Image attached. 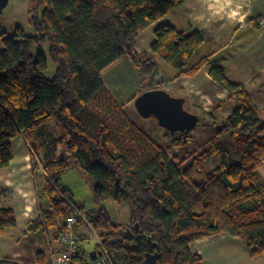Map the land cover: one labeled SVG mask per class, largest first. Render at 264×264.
<instances>
[{"label":"trees","instance_id":"1","mask_svg":"<svg viewBox=\"0 0 264 264\" xmlns=\"http://www.w3.org/2000/svg\"><path fill=\"white\" fill-rule=\"evenodd\" d=\"M32 1L42 8L40 17H31L35 34L27 35L18 25L0 49V168L13 158L12 138L23 136L32 168L45 177L39 197L49 200V208L29 221L26 231L56 227L59 235L64 217L79 214L77 223L96 232L95 250L108 264H139L145 252L155 251L161 254L160 264H202L189 243L218 233L239 237L251 256H264V184L256 175L264 160V108L248 99L244 86L231 82L223 66L209 68L212 79L229 97L236 96L239 105L221 119L214 116L219 105L203 111L201 125L217 131L205 150L189 164L187 157L181 159L180 167L167 151L193 138L194 127L174 133L164 129L163 148L127 116L102 80V71L122 56L143 73L155 72L156 62L137 52V37L186 0ZM153 36L150 52L178 69V75H194L206 64L204 57L188 65L203 42L200 32L186 34L161 24ZM44 42L56 65L52 78L44 75L46 55L32 53L34 45ZM50 122L59 132L51 144L36 135ZM222 133L236 143L238 159L218 138ZM57 145L62 147L60 157L54 156ZM216 154L219 162L209 169ZM71 166L89 176L95 201L128 205L133 239L124 237L126 228L111 222L104 207L85 213L67 195L60 179ZM14 225L12 209L1 207L0 234ZM87 239L82 235V241ZM76 258L79 251L68 264ZM82 262L90 264L86 258ZM0 264L49 262L39 252L35 261L3 258Z\"/></svg>","mask_w":264,"mask_h":264},{"label":"crops","instance_id":"2","mask_svg":"<svg viewBox=\"0 0 264 264\" xmlns=\"http://www.w3.org/2000/svg\"><path fill=\"white\" fill-rule=\"evenodd\" d=\"M263 13L264 0H186L178 5L140 32L137 37L136 50L139 52L145 49L144 52L156 62L158 68L161 66L164 70H170V73L155 84L137 86L136 92L133 91L134 95L148 89L164 88L173 96L184 97V105L188 103L192 111L198 104L207 112L219 105L214 116L225 118L238 107L239 100L236 96L229 97L228 91L209 75L210 67L221 65L224 67L226 77L231 82L242 84L248 99L262 110L264 29L257 25L256 18ZM161 24H171L186 34L195 31L202 34L203 42L188 64L192 65L206 57V64L197 73L178 75V69L174 67L175 70L168 69L170 67L161 61L163 59L150 52L148 46L154 38L153 30ZM147 31H150V34L141 37ZM107 68L102 71V77ZM104 85L111 92V86L109 87L105 81ZM135 97L119 103L125 110V105H134ZM124 101L128 102L123 104ZM261 115L264 120V114ZM151 119L153 117L145 120ZM135 123L142 124V121ZM23 139L21 135L12 138L13 158L6 167L0 168V208L12 209L15 218V225L6 227L0 234V259L35 261L37 253L42 252L49 262L61 248L57 228L26 231V224L36 220L41 211L49 208V200L46 196L39 197L40 190L45 187V177L41 170L32 168L31 150L27 149V142ZM39 157L43 158L41 152ZM256 175L264 184V160L256 169ZM84 226L82 222L76 223L74 230L87 238L91 234L97 236L95 231L85 229ZM84 242L79 245L80 253L85 247ZM189 247L192 252L200 255L202 264H264L263 255L251 256L250 249L243 239L227 233L198 238L191 241ZM88 263L92 264L93 261L88 260Z\"/></svg>","mask_w":264,"mask_h":264},{"label":"rangeland","instance_id":"3","mask_svg":"<svg viewBox=\"0 0 264 264\" xmlns=\"http://www.w3.org/2000/svg\"><path fill=\"white\" fill-rule=\"evenodd\" d=\"M41 13L42 8L37 6L36 1L8 0L7 5L4 7L2 12H0L1 29L2 32H4V35L0 37V49L3 48V39L11 34L13 28L18 25L23 28L24 32L27 35H34L35 30L31 23V17L34 15L40 17ZM148 34H150V31L144 32L141 37H144ZM38 51H42L47 57V68L44 71V75L47 78H52L55 73L56 65L49 56L47 42H44L41 45H34L32 53L36 54ZM144 51L146 50L141 49V51L137 52L144 55L145 58H150V56L146 54L147 52ZM161 61L165 65H169L167 66L170 67L168 69L175 70L173 66L168 64L166 61ZM169 73L170 70H164L161 66L155 69V72L152 73L153 75L151 73H143L132 63L131 60H129L127 56H122L104 71L102 80L103 82L105 81V83L109 87L111 86L110 90L114 98L118 100V102H122L125 99L131 100L133 96H137L140 94L139 93L137 95H134L133 93L137 86L145 87L151 84H155L156 82H159L161 80L160 78H163V76L168 75ZM136 90L134 92H136ZM126 102L128 101H124L123 104H126ZM184 108L190 112L196 113L199 118L202 115L204 116L203 111L205 110L202 109V106L200 104H198L193 111L192 109H190L188 103L184 105ZM125 111L127 112V116L134 122L142 121L145 132L149 136H153L154 139H156L163 148H166L167 143L161 137L164 129L157 124L154 118L151 120H145L146 118H143L139 115L134 105H125ZM209 118L210 117L205 114L206 122H211L209 121ZM215 131H217L216 127L208 126L206 128V126L201 125V122H198L194 127V130L192 131L194 137L188 139L185 145L167 151V154L180 167H183V165H181L179 161L187 157L188 159L186 164H189L193 155H196L197 153L205 150L209 146L208 140L212 137L213 134H215ZM58 134L59 132L55 127L54 122H50L47 126L36 133L39 139H43L45 143L49 144H51V142L58 137ZM218 138L228 148L233 158L238 159L241 156V152L239 151L236 143L228 133H222ZM32 142L34 145H37L36 139H33ZM26 147L28 150H30L28 144H26ZM53 150H55L54 155H57L58 157L63 155L62 147L60 145L55 146ZM219 159L220 158L217 154L214 155L208 164V168L211 169L213 166L217 165ZM60 184L62 188L67 189V195L71 197L77 205L83 207L82 209L85 213L91 211L92 209L104 207L111 222L119 223L121 226L129 228L131 220L129 218L128 205L126 203L118 204L109 199H104L101 202L95 201L91 180L89 176L82 170L78 169L77 167L71 166L66 172L61 175ZM95 240H97V236L94 237V235L92 234L88 237L87 240H85V247L80 253V258H76L73 264H83L82 260L84 258L90 260V252L95 249ZM156 264L160 263L157 262Z\"/></svg>","mask_w":264,"mask_h":264},{"label":"water","instance_id":"4","mask_svg":"<svg viewBox=\"0 0 264 264\" xmlns=\"http://www.w3.org/2000/svg\"><path fill=\"white\" fill-rule=\"evenodd\" d=\"M8 0H0V12L7 5ZM185 98L173 96L164 88H154L142 91L134 99V106L143 118L153 117L163 129L174 133L189 130L199 122V116L184 108ZM126 239H133L134 233L130 228L124 231ZM161 254L158 251L145 252L139 264H156ZM92 264H108L101 259L96 250L90 252Z\"/></svg>","mask_w":264,"mask_h":264},{"label":"built area","instance_id":"5","mask_svg":"<svg viewBox=\"0 0 264 264\" xmlns=\"http://www.w3.org/2000/svg\"><path fill=\"white\" fill-rule=\"evenodd\" d=\"M256 23L264 29V13L256 18ZM81 215H69L62 221V231L58 235L61 245L59 252L50 259L49 264H68L70 260L78 253L82 235L74 230V225L78 222ZM84 228H90L84 223ZM132 223H130V226ZM98 240V239H97Z\"/></svg>","mask_w":264,"mask_h":264}]
</instances>
